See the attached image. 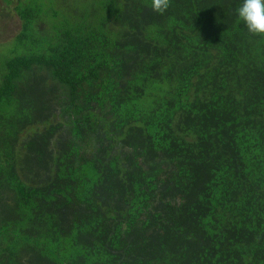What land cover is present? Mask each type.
<instances>
[{"label":"trees","instance_id":"trees-1","mask_svg":"<svg viewBox=\"0 0 264 264\" xmlns=\"http://www.w3.org/2000/svg\"><path fill=\"white\" fill-rule=\"evenodd\" d=\"M242 3L19 0L0 264H264V38Z\"/></svg>","mask_w":264,"mask_h":264},{"label":"clouds","instance_id":"clouds-1","mask_svg":"<svg viewBox=\"0 0 264 264\" xmlns=\"http://www.w3.org/2000/svg\"><path fill=\"white\" fill-rule=\"evenodd\" d=\"M169 7L170 0H151V9L157 14H164ZM236 12L251 36L264 38V0H243Z\"/></svg>","mask_w":264,"mask_h":264},{"label":"rangeland","instance_id":"rangeland-1","mask_svg":"<svg viewBox=\"0 0 264 264\" xmlns=\"http://www.w3.org/2000/svg\"><path fill=\"white\" fill-rule=\"evenodd\" d=\"M19 0H0V59L6 57L15 47L19 48L17 36L22 30V22L15 11ZM41 28L46 25L41 24ZM30 44V50H33Z\"/></svg>","mask_w":264,"mask_h":264}]
</instances>
